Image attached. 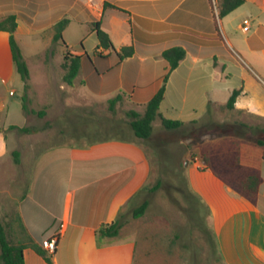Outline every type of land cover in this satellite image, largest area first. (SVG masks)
<instances>
[{"label":"crops","instance_id":"1","mask_svg":"<svg viewBox=\"0 0 264 264\" xmlns=\"http://www.w3.org/2000/svg\"><path fill=\"white\" fill-rule=\"evenodd\" d=\"M212 1L54 0L57 18L53 24L64 17L69 19L62 37L74 22L88 25L96 38L90 24L101 16L105 2L124 11L113 14L104 29L116 52L132 46L134 54L118 61L97 48V38L88 51L68 46L72 56L80 57L79 72L71 86H55L57 94H51L46 92L48 69L42 65L39 88L48 98L45 112L39 113L47 118L54 111L58 121L78 113L85 120L95 121L94 116L121 112L128 128L124 137L47 144L35 156L31 180L22 191L12 187L19 180H9L13 185L3 190L0 209L11 205L24 229L25 236L19 229L13 236L15 244L24 245V264H174L169 222L155 212L149 226L139 229L145 214L137 220L122 221L123 213L141 205L145 201L143 191L159 180L158 168L163 166L164 157L158 154L164 147H148L155 130L178 133L193 127L191 132L200 131L204 121H226L225 117L237 129L215 135L212 151L210 146L202 147L209 148L204 150L208 152L207 163L200 152L190 156L187 146L179 179L185 181L187 190L181 197L206 208L220 264H264V146L257 144L264 143V0H246L222 19L218 18L219 0ZM30 3L37 7L33 14L27 12ZM48 3L0 0V20L16 14L17 42L18 36H33L44 28L39 24V31L33 29L36 19L49 10ZM246 18L250 27L244 32L242 21ZM180 40L196 46V53L187 52L168 74L159 111L166 119L184 122L185 126L169 132L155 121L153 125H158L150 138L138 139L125 114L143 113L168 73L162 52ZM65 50L59 56L60 63ZM0 73H17L7 32H0ZM234 90L240 94L229 110L225 105ZM117 96L121 99L111 111L109 101ZM63 132L59 129L57 135ZM187 136L180 144L190 138ZM251 173L260 179L255 202L240 196L224 181L245 180ZM117 221L121 228L116 237L98 234ZM53 237H57V244L49 253L41 243Z\"/></svg>","mask_w":264,"mask_h":264},{"label":"rangeland","instance_id":"2","mask_svg":"<svg viewBox=\"0 0 264 264\" xmlns=\"http://www.w3.org/2000/svg\"><path fill=\"white\" fill-rule=\"evenodd\" d=\"M55 6L54 0H49V10L43 13L42 17L36 19L37 25L33 27L35 31L41 29L39 24L44 25L39 33L17 38V44L29 71L28 87L25 88L18 73L13 75L0 73V105H2L0 112V199L5 197L2 193L3 190L10 183V186L13 185L9 180H19V183L12 187L23 190L28 180H31V165L35 156L47 144L89 142L117 138V136L124 137L125 129L128 128L121 112H116L111 116L109 114L108 117L106 116L108 113L101 114L99 118L94 116L95 121L93 119L85 120L78 113L69 115L65 121H58L54 111H50L47 118L39 115V112H45L46 99L48 98L39 88L43 83L42 65L45 64L48 69L49 81L47 84L49 89H46V92L50 91L52 94L55 86L64 85L62 80L64 72L61 69L59 56L65 48L60 42L54 43L51 40L53 36L52 24L57 18ZM63 39L67 47L71 46L75 50L83 47L88 51L97 42L88 25L74 22L67 28ZM44 52L45 55H43ZM3 80L6 84H3ZM11 91L13 95H9ZM66 95L71 96V94ZM23 105H25L27 115L23 110ZM125 118L128 122L126 115ZM228 119L225 117L226 121L206 120L202 123L201 130L197 129L194 132H191L193 127H188L178 133H161L157 129L148 141L149 148H152L153 144L163 145L164 148L158 155L163 156L164 161L163 166L158 168L159 180L157 183H160L159 187L150 191L156 185L153 183L142 193V200L148 202V208L138 228L149 226L151 216L155 212L167 220L172 230L169 239L174 264H220L216 255L215 240L210 228L208 212L203 205L181 197V193H185L187 189L185 181L179 179L182 178L183 156L187 151V146L190 149V156L198 155L196 152L208 156V152H204V150H209L206 148L209 146L211 151L214 149L212 147L214 143H211L215 135L229 134L237 129L228 123ZM123 123L126 124V127ZM12 125L18 128H30L32 132L23 134L16 130H9V126ZM157 125L158 123H155L153 127H157ZM59 129L64 130V134L57 135ZM184 135H189L187 137L190 138L180 144V139ZM203 146H206L205 149L202 148ZM14 151L19 152L18 164L12 162V152ZM226 181L230 182L231 180L227 178ZM135 208L130 207L125 210L122 221L132 219L131 213ZM0 222L7 226V235L12 241L15 231L18 230V223L15 210L11 205L7 209H0ZM157 236L162 238L163 234L158 233Z\"/></svg>","mask_w":264,"mask_h":264},{"label":"trees","instance_id":"3","mask_svg":"<svg viewBox=\"0 0 264 264\" xmlns=\"http://www.w3.org/2000/svg\"><path fill=\"white\" fill-rule=\"evenodd\" d=\"M246 0H219L218 4V18L222 19L225 16L232 13L234 10L239 8L245 3ZM36 4L30 3L27 12L33 14L36 10ZM123 13L124 11L115 7L114 5L105 2L101 16L99 18L94 17L91 22V29L95 32L98 41L97 48L102 49V51L107 52L109 55H114L118 61L129 58L134 54V48L132 46L122 47L119 52H116L113 48L112 42L109 38L108 33L104 29V24L107 23L109 18L113 14ZM23 18L30 22V19L23 16ZM16 14H8L3 20H0V32H7L9 34V48L12 56V60L15 66L16 72L19 74L21 80L23 81L25 88H27V83L29 80V71L27 64L23 60L19 46L15 40L14 32L17 28ZM69 24V19L64 17L56 21L53 26V38L52 42H60L66 49L63 53V61L61 63V69L64 74L62 80L65 84L71 86L79 72L80 69V57L72 56V54L67 50V46L63 40L62 33L64 29ZM196 46L192 43L186 42L185 40H180L178 44L173 45L162 52L163 59L168 64V73L164 76L163 82L156 92V94L148 101L145 105L143 113H138L135 111L126 112V117L128 118V125L132 130L136 138L141 140H148L152 134L153 123L159 121L161 127L169 132L182 130L185 124L184 122L177 120L166 119L159 111L161 102L163 101L165 94V87L168 78V74L177 68L179 63L184 59L187 52L196 53ZM108 55V56H109ZM240 90H234L231 94L225 107L229 110L233 109L234 103ZM121 97L109 101V109L112 111L114 106ZM23 110H26L25 105H23ZM43 115V113H39ZM191 122L190 124H194ZM9 130H16L19 133L28 134L32 130L30 128H18L16 126H9ZM258 145L264 146L262 141L257 142ZM13 162L15 164L19 163V152H12ZM203 160L207 163L205 156H202ZM264 160V153H263ZM227 185L238 193L240 196L248 199L251 202H255L257 195V189L260 184V179L255 173H251L249 177L245 180H231L230 182L224 180ZM160 183H157L150 191H154L159 187ZM148 208V202L144 201L141 205L133 209L131 217L134 220L141 218ZM18 223V229L20 234L25 236L24 229L19 223V219L16 218ZM7 226L0 222V264H24L23 259V244H15L13 240L11 241L7 235ZM121 228L120 222L112 223L107 227H103L98 231V234L103 238H113L116 237ZM37 253L44 256V253L36 249Z\"/></svg>","mask_w":264,"mask_h":264},{"label":"built area","instance_id":"4","mask_svg":"<svg viewBox=\"0 0 264 264\" xmlns=\"http://www.w3.org/2000/svg\"><path fill=\"white\" fill-rule=\"evenodd\" d=\"M249 27H250V21L249 19L246 18L242 21V30L244 32H247L249 30ZM10 95H13V92H10ZM56 244H57V237H53L49 240L43 241L41 243V246L47 252L53 253L55 251Z\"/></svg>","mask_w":264,"mask_h":264}]
</instances>
